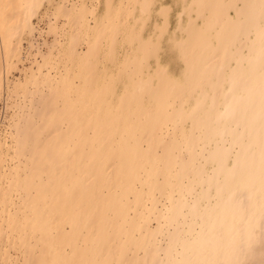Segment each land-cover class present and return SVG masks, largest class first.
Returning a JSON list of instances; mask_svg holds the SVG:
<instances>
[{
  "label": "bare ground",
  "instance_id": "obj_1",
  "mask_svg": "<svg viewBox=\"0 0 264 264\" xmlns=\"http://www.w3.org/2000/svg\"><path fill=\"white\" fill-rule=\"evenodd\" d=\"M42 2L0 0V74ZM196 9L200 27L188 23L177 43L179 79L158 65L147 79L119 69L135 88L119 95L122 114L139 122L123 137L131 126L117 132L94 113L106 100L94 61L104 39L112 56L113 38L99 29L78 52L83 23L60 7L82 86L72 97L43 74L0 138V264H264V0H197ZM138 44L142 61L153 56Z\"/></svg>",
  "mask_w": 264,
  "mask_h": 264
},
{
  "label": "rangeland",
  "instance_id": "obj_2",
  "mask_svg": "<svg viewBox=\"0 0 264 264\" xmlns=\"http://www.w3.org/2000/svg\"><path fill=\"white\" fill-rule=\"evenodd\" d=\"M197 0H43L37 13L30 18L29 27L19 30L20 49L7 61L1 60L2 68L0 74V138L11 131L10 124L12 117L19 112V106L28 105L30 96L26 91L38 89L43 79V74L61 79L60 87L69 96L75 95V87L80 86L78 67L76 62L68 60L65 52L68 49V31L70 29V17L59 16L58 10L64 6L71 10L72 16H79L82 31L78 52L84 51L87 39H95L97 30L105 32L108 29L113 41V54L109 56L106 47L107 42L101 40V50L95 58L98 80L94 89L99 95L105 91L106 100H101L102 108L94 109V113L100 112L106 118H113V126L118 132L121 126H131L125 135H137L133 125L139 123L135 116H124L123 103L119 102V95L127 90L134 93L133 82L127 74L120 78V68L132 70L135 67L144 71L143 78L154 75L157 68H162L172 78L179 79L184 67L181 56L186 49H179L177 43L186 36L185 27L193 23L200 27L202 17L196 11ZM237 6L228 8L229 18L235 17ZM58 17V18H56ZM87 25L86 35H83ZM148 41L153 47L152 57L146 61L141 60V53L138 51L140 41ZM50 51V52H49ZM158 70V69H157ZM137 79V76L135 77ZM152 79L154 83L155 79ZM150 79V80H151ZM110 82V83H107ZM32 83H38L32 84ZM82 86V85H81ZM47 91V89H45ZM95 94L92 99H97ZM146 98V97H145ZM142 101L149 107L147 99ZM190 101V100H189ZM149 102V103H148ZM189 104V103H188ZM137 104H130L135 109ZM110 108L109 114H105V108ZM142 118V116H141ZM112 120V119H111ZM110 120V121H111ZM184 124L185 134L189 124ZM180 134V132H178ZM181 136V135H180ZM106 135L98 129L99 143L105 141ZM121 139L116 133L112 145L118 146ZM132 140L127 139L125 147L128 148ZM199 191V189L197 188ZM159 200L157 206L161 208L167 200L156 195ZM150 204V202L148 203ZM35 207V206H34ZM31 208L30 211H32ZM38 207H40L38 205ZM36 209V207H35ZM29 231V230H28Z\"/></svg>",
  "mask_w": 264,
  "mask_h": 264
}]
</instances>
